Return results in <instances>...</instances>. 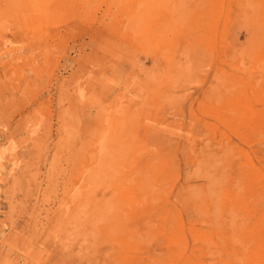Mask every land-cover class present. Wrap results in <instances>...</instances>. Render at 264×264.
<instances>
[{"label": "rangeland", "instance_id": "1", "mask_svg": "<svg viewBox=\"0 0 264 264\" xmlns=\"http://www.w3.org/2000/svg\"><path fill=\"white\" fill-rule=\"evenodd\" d=\"M0 264H264V0H0Z\"/></svg>", "mask_w": 264, "mask_h": 264}]
</instances>
